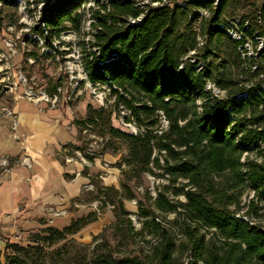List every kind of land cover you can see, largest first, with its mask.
Masks as SVG:
<instances>
[{
	"label": "trees",
	"instance_id": "1",
	"mask_svg": "<svg viewBox=\"0 0 264 264\" xmlns=\"http://www.w3.org/2000/svg\"><path fill=\"white\" fill-rule=\"evenodd\" d=\"M14 1L4 0L9 6ZM89 1L46 0L43 14L53 19L48 23L57 21L54 27L69 22L79 28L82 16L77 12L81 3ZM133 1L111 0L107 19L94 24L97 52L84 63L90 82L107 86L144 130L140 135L115 128L110 131L128 142L125 164L134 165L131 173L160 177L154 169L158 168L169 185L158 189L151 205L139 202L137 206V214L144 220L143 231L151 229V254L110 251L94 263L178 264L180 256L190 251L192 264H264V49L254 61V77L262 79L251 88L228 77L232 62L223 59L220 67L208 62L222 48L241 62L245 41L257 34L264 37V2L253 17L256 30L251 24L245 27L241 20L237 30L243 39L235 40L230 25H217L228 4V0H218L219 16L203 34L207 37L205 54L192 61L190 53L199 50V35L194 31L201 19L199 11L211 8L213 0H187L174 7L152 9L140 24L126 26L123 18L140 14ZM99 7L96 17L108 8L105 4ZM10 15L0 12V25ZM202 60L205 64L200 67ZM220 68L224 70L222 82L216 78ZM208 84L226 91L227 97L215 95L207 89ZM160 117L168 123L166 130H159ZM180 180L186 183L177 187ZM121 189L107 191L119 196L117 216L126 219L125 201L137 196L126 183ZM247 189L254 197L240 217L241 197ZM168 215L174 220L166 226L162 222L166 223L163 217ZM95 221L92 216L74 221L62 231L47 228L44 232L51 239L64 241ZM124 221L133 246L134 237L142 233L135 232L130 219H119L115 228L120 229ZM209 231L213 236L208 238ZM179 233L182 238L177 241ZM31 249L7 240L5 256L9 264H28Z\"/></svg>",
	"mask_w": 264,
	"mask_h": 264
},
{
	"label": "rangeland",
	"instance_id": "2",
	"mask_svg": "<svg viewBox=\"0 0 264 264\" xmlns=\"http://www.w3.org/2000/svg\"><path fill=\"white\" fill-rule=\"evenodd\" d=\"M17 1L15 0L9 6L4 0H0L3 5L0 6V12L3 16L11 14L0 25V111L2 112V108H12L19 101H29L26 93L39 94L42 92L48 96L56 93L59 98L56 109L68 112L79 126V141L75 146L81 154L79 156L98 159L101 166L99 169L95 166L89 168L92 174L90 184L92 189L84 197L88 207L86 215L89 214L84 218L92 219L94 216L95 222L109 218L112 222L106 225L97 236H84L82 233L79 234L80 231L64 241H56V239H51L44 229L30 233L21 239L8 240L13 244L32 247L30 256L26 257L28 264H95L97 257L105 258L110 251L119 254L130 252L151 254L153 245L151 229L143 231L144 220L138 216L137 206L139 202L146 206L151 205L152 200L150 199L157 195L158 189L168 186L169 182L166 177L161 176L163 172L158 168L154 169L160 177H154L151 174L137 176L138 172L131 173L134 165L125 164L129 158V144L124 139L114 137L110 131L115 128L140 135L144 133V130L131 119L130 112L121 103L118 104L116 97L107 86L90 82L84 63L93 53L97 52V48L93 45L95 40L93 30H96L94 24L97 22L92 20L100 8L99 5H106L108 0H91L81 3L77 12L82 16L79 28L69 22H64L58 27H54L57 21L48 23V20H53L49 15L46 14V18L42 13L39 15L40 11L44 10L45 0H24L30 12V17L27 19L26 15L20 11ZM96 2H99V5ZM263 2L264 0H228L221 16L217 14L220 8L217 0L212 1L211 8L200 10L201 19L194 26V31L199 35V50L190 53V56H193L192 61L196 59L195 56L205 54L207 37L203 34L207 31L211 20L219 16L217 25L225 28L230 25L229 32L234 29V20H243L244 24L249 23L255 29L253 17ZM32 17L35 19L32 20ZM91 21L93 24L90 26ZM256 38H258L257 35L253 39L254 47ZM241 52V62L229 49L225 48L217 51L208 62L210 64L215 62L218 67L222 65L223 59L232 62L231 74L229 73L228 77L237 83L242 81L248 88H251L262 77L260 79L254 77V72L257 71V69L254 70L256 68L254 59L245 58L243 51ZM204 64L202 60L200 67ZM223 74L224 70L220 68L219 74L216 75L218 82H222ZM208 86L218 97H227V92L217 85L208 84ZM41 105L51 107V104L46 101ZM93 121L95 124L92 123ZM160 127L159 130L168 128V123L163 117H160ZM88 160L86 158V161ZM3 166H8V163ZM112 167H117L121 171V184H128L133 194L137 196V199L125 201V209L129 212L126 219L117 216L120 213L119 196L114 191H107V188H115L104 186L100 178L101 170L105 171ZM183 183L186 181L180 180L176 186L180 187ZM253 197L252 190L244 191L238 216H244L248 210L249 201ZM231 210L234 212L235 208L232 207ZM163 218L166 223H162L166 226L169 225L167 221L173 222L174 220L173 215ZM119 219L121 221L130 219L135 232L142 233L134 237L133 246L128 235L130 232L127 223L124 221L120 229L115 228ZM206 236L208 238L213 236L212 231L206 232ZM176 238L178 241L182 235L179 233ZM1 239L4 241L6 238ZM0 260L1 264H9L5 252H0ZM178 264H192L190 251H185L180 256Z\"/></svg>",
	"mask_w": 264,
	"mask_h": 264
},
{
	"label": "crops",
	"instance_id": "3",
	"mask_svg": "<svg viewBox=\"0 0 264 264\" xmlns=\"http://www.w3.org/2000/svg\"><path fill=\"white\" fill-rule=\"evenodd\" d=\"M20 120V141L13 137L11 118L0 111V252L7 240L47 228L64 230L88 213L85 194L91 184V166L75 146L79 126L68 112L19 101L10 108ZM28 159L27 161H24ZM86 161V163H85ZM104 186L121 189V171H100ZM53 212H65L55 217ZM109 218L84 227L79 234L97 236ZM1 238H6L4 241Z\"/></svg>",
	"mask_w": 264,
	"mask_h": 264
},
{
	"label": "built area",
	"instance_id": "4",
	"mask_svg": "<svg viewBox=\"0 0 264 264\" xmlns=\"http://www.w3.org/2000/svg\"><path fill=\"white\" fill-rule=\"evenodd\" d=\"M187 1V0H186ZM184 0H134L133 3L135 5L136 8H138L140 10V14L137 17H128V18H123L124 24H126V26H131V25H138L140 24L146 17V15L149 13V11H151L152 9H158L164 6H171L174 7L176 4H184ZM218 2V0H217ZM20 11L22 12V14H25L27 19H29L30 17V12H29V6L28 4L24 1V0H18L17 1ZM99 3V2H96ZM111 0H108V3L106 4L108 6V8L106 10H102L101 11V16L99 17H95L94 15V20L92 21H96L97 23L95 24H99L100 22H104V20L107 19V15L109 13H111ZM46 0L44 1V8L46 6ZM42 5V6H43ZM0 6H3L2 3L0 2ZM44 10L40 11L39 15L42 13L43 14ZM38 15L35 13V17H37ZM32 20H34L35 18L32 17ZM90 22V26L93 24V22ZM107 22L109 24L112 23V19H108ZM237 23L240 24L241 20H237L236 23L234 24V29L230 32V35L232 36L233 39L235 40H241L243 39V33L239 30H237ZM245 27L249 26V23H245L244 24ZM29 29L31 28L28 27ZM92 30V29H91ZM96 33V30H93V35ZM257 37L255 39V47H254V41L253 39H248L245 41L244 46H243V56L246 58L248 57L250 59V57H252L254 59V61H257L260 57L261 54L263 52L264 49V37L263 36H259V34H257ZM94 38V36H93ZM95 42V40H94ZM257 67L254 69L256 70ZM207 89L210 90L211 87L207 86ZM26 95L28 96V100L31 101L32 103H34L35 105H41L43 102L46 101V103H50L51 104V108L52 109H56L58 106V95L55 93L52 96H48L46 93H42L40 92L39 94H34L32 92L30 93H26ZM2 112L11 118L12 122H11V130L13 132V137L17 140L20 141L23 138V135L18 133L19 130V126H20V120L19 117L17 116V114H15L11 109L9 108H2ZM79 155H81L79 153ZM28 159H25L24 161H27ZM86 162V161H85ZM0 165H7L6 161H1ZM92 189V186L89 185L88 187V191H90ZM65 214V212H53V215L55 217H61ZM17 239H21V237H18Z\"/></svg>",
	"mask_w": 264,
	"mask_h": 264
}]
</instances>
